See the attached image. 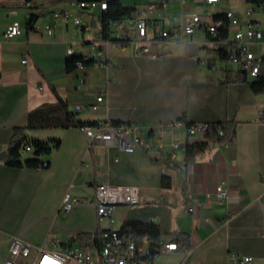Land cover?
Wrapping results in <instances>:
<instances>
[{"label":"crops","instance_id":"crops-1","mask_svg":"<svg viewBox=\"0 0 264 264\" xmlns=\"http://www.w3.org/2000/svg\"><path fill=\"white\" fill-rule=\"evenodd\" d=\"M120 1L140 10L136 18L150 19L149 36L156 25L168 29L186 23L194 13L211 18L226 11L240 19V24L229 25L230 37L249 21L264 30V7L254 6L248 15L246 0ZM159 1H167V6L146 10L150 2ZM75 2L0 0V153L15 127L27 125L31 110L59 97L81 120L102 127L137 124L144 137L157 123H183L169 130L161 144L157 139L151 150L135 151L93 139L80 126L28 129L31 137L59 138L60 144L41 156L49 162L43 168L13 167L0 159V264L9 257L14 236L50 249L55 240H61L64 249L92 246L78 235L120 229L128 220L155 221L161 242L173 240L174 230L189 234L190 247L160 252L158 264H264V94H256L248 81L227 79L226 68L233 76L241 69L221 60L220 44L208 30L159 38L163 53L153 56L142 52L138 42L112 39L134 24V15L124 21V28L112 25L110 38H105L103 10L84 9ZM55 10L80 17V24L55 19ZM33 14L35 28H29ZM14 20L21 22L23 32L7 39L5 30ZM47 24H54L53 33ZM254 45L259 48L253 47L255 52L264 54V40ZM98 52L104 63L95 58L93 64L66 70L71 56L88 58ZM100 94L105 99L93 109ZM233 119L238 121L234 141L217 145L194 161H186L182 144H172L175 138L204 139L200 132L190 134L188 122ZM164 175L171 177L170 187L163 186ZM222 181L228 197L218 200L217 185ZM103 182L138 186L140 202L120 204L113 220H100L95 197L96 185ZM67 193L82 201L63 211ZM244 256L250 260L240 261Z\"/></svg>","mask_w":264,"mask_h":264},{"label":"built area","instance_id":"built-area-1","mask_svg":"<svg viewBox=\"0 0 264 264\" xmlns=\"http://www.w3.org/2000/svg\"><path fill=\"white\" fill-rule=\"evenodd\" d=\"M184 1V0H182ZM210 4H214L220 0H201ZM81 8L94 10H106L108 8V0H76L75 2ZM164 8L167 6V1H163ZM160 8L156 2H150L146 6V10L153 12ZM253 7L247 9V14L252 15ZM140 10L135 7L134 16L139 14ZM55 19L70 20L73 19L76 24H80L81 18L72 16L67 10H55L53 12ZM125 17L119 21H112V25L124 28ZM102 17V16H101ZM150 19L143 16V21H136L132 26L128 27L123 32H118V39L121 44L130 42H138L141 44V51L150 53L153 56H159L163 52L158 45L159 38H179L184 33L193 34L199 30H208L213 35L215 42L222 44V40L217 38L219 28L227 22L233 25L240 24V19L233 11H226L220 17H204L200 13L191 14L190 19L186 23L171 28H163L160 25L155 26V34L149 36ZM46 28L49 33H53L54 24H47ZM23 32L22 24L18 20L11 22L4 33L7 39H11ZM232 45L228 53V61L239 66L247 72L249 78H257L261 73L264 54H259L253 50V45L264 40V30L256 21H249L245 28H238L234 31L233 36H229ZM68 51H73L69 47ZM102 52L95 54L101 63L105 62L102 57ZM24 62L27 59L23 60ZM82 65V61L78 66ZM219 67V65L215 66ZM104 94L97 97L98 103L93 104L92 108L97 109L99 102L104 101ZM82 106L78 105L77 109ZM182 120L174 121L170 124L157 123L148 129L150 136H143L137 124L123 122V125H113L109 123L104 125V128L81 126L82 130L91 138H98L102 141L113 142L121 149L126 151H135L137 149L151 150L165 134L172 128L181 125ZM207 123H193L189 126L190 134L200 132L205 135ZM223 133L222 129L219 130ZM162 143V142H161ZM160 143V144H161ZM173 146L182 144L185 148L186 142H179L177 138L173 141ZM28 150L31 146L27 147ZM48 166V161L44 160L40 164V168ZM216 197L218 200H224L228 197V189L225 182L222 181L217 185ZM96 203L97 212L100 220L110 219L113 216L116 207L120 204L134 205L140 202V188L132 184H111L107 182L98 183L96 185ZM82 199L71 193H67L63 198L61 210H68L74 203L81 202ZM53 248H45L40 245H33L31 242L24 240L21 237L14 236L9 246V257L3 264H69L70 262H78L81 264H158L157 255L162 251H171L178 249V243L175 240L161 242L156 246H152L151 240L146 239L143 242L133 232H122L120 229H106L100 240L92 246H70L66 249L61 247V240H55ZM250 260V256L240 258V261L246 262Z\"/></svg>","mask_w":264,"mask_h":264},{"label":"trees","instance_id":"trees-1","mask_svg":"<svg viewBox=\"0 0 264 264\" xmlns=\"http://www.w3.org/2000/svg\"><path fill=\"white\" fill-rule=\"evenodd\" d=\"M109 5L102 13V32L105 38H110L111 34V22L119 21L125 17L133 16L135 6L122 3L120 0H108ZM248 4H254L256 6L264 7V0H246ZM159 7L164 8L163 1L156 2ZM217 17L222 14H217ZM37 16L32 15L28 27L35 28ZM223 42L220 44V57L221 60H228L229 49L232 42L229 40V23L219 28L218 36ZM118 40V38H112ZM82 61V65L93 64L95 62L94 57L88 56H71L66 61V70L72 71L78 67V63ZM224 73L227 79H234L237 81H248L256 94H264V61L262 63L261 73L257 78L249 79L246 70H238L233 76V71L226 68ZM115 125H123V122H115ZM189 125L193 123L188 122ZM96 127L100 124L97 122L84 121L77 117L76 113L68 108L67 103L62 97L54 103H44L35 109L31 110L28 114V123L26 126H17L14 129V133L7 145V148L0 153V159L7 165L13 167H37L40 168V164L44 161L41 156L48 154L51 150L60 144L59 138H53L49 140H43L40 138L31 137L27 134L28 129L37 128H69L71 126H83ZM238 121L225 120L221 122L207 123L206 133L204 139L187 141L185 146V157L187 162L196 160L202 154L210 151L217 145H222L228 142L234 141L237 134ZM222 129L223 133L220 134L219 130ZM31 146L28 150L27 147ZM31 152L26 155L24 152ZM49 163V162H48ZM162 184L165 187L172 185V179L170 176L164 175L162 178ZM183 189H186V183H183ZM106 230V229H105ZM105 230H98L95 233H80L78 236L82 238L85 243L95 244L100 240L102 233ZM122 232H133L141 240L148 238L151 240L152 246L160 244L162 240V232L160 225L155 221H126L120 228ZM171 238L178 243V249L190 247V236L185 232L174 230L171 233Z\"/></svg>","mask_w":264,"mask_h":264},{"label":"rangeland","instance_id":"rangeland-1","mask_svg":"<svg viewBox=\"0 0 264 264\" xmlns=\"http://www.w3.org/2000/svg\"><path fill=\"white\" fill-rule=\"evenodd\" d=\"M246 3H247V2H246ZM247 4H248V3H247ZM249 6H250V7H254V6H256V5H254V4H248L247 7H249ZM247 7H246V8H247ZM256 7H258V8H257L258 10L261 9V8H259L260 6H256ZM243 10H244V7H243ZM253 47H254L255 49H259L256 45H254ZM68 52H69V51H68ZM69 53L71 54V53H73V52H69ZM24 153H25V154H30L31 152H29V151H25Z\"/></svg>","mask_w":264,"mask_h":264},{"label":"bare ground","instance_id":"bare-ground-1","mask_svg":"<svg viewBox=\"0 0 264 264\" xmlns=\"http://www.w3.org/2000/svg\"><path fill=\"white\" fill-rule=\"evenodd\" d=\"M136 21H143V18L142 17H139V18L137 17ZM69 52H73V51H69ZM113 125H115V124H113ZM95 128H104V127H102V125H98Z\"/></svg>","mask_w":264,"mask_h":264}]
</instances>
